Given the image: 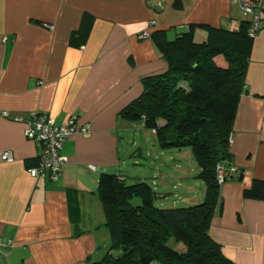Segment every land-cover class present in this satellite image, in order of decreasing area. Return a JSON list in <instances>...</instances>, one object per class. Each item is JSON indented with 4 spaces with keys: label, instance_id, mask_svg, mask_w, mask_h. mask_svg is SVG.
<instances>
[{
    "label": "crops",
    "instance_id": "1",
    "mask_svg": "<svg viewBox=\"0 0 264 264\" xmlns=\"http://www.w3.org/2000/svg\"><path fill=\"white\" fill-rule=\"evenodd\" d=\"M177 1L0 0V264L100 261L111 251L98 196L104 172L129 182L151 178L160 207L203 201L207 185L198 177L193 151L190 162V147L164 148L154 129L121 114L141 95L145 77L168 69L154 31L165 30L174 39L190 24L229 30L241 24L232 0H180L181 6ZM85 14L93 17L90 32L84 42L77 37L73 43ZM145 32L149 37L141 38ZM207 36L205 29H195V41ZM33 112L57 124L74 116L78 125L89 126L88 133L65 140L69 162L57 181L28 173L39 163L41 146L15 119ZM232 127L230 164L239 170L221 184L209 233L235 264H264V199L244 194L255 180L264 181V28L252 41ZM152 135L158 144H151ZM7 151L13 160L2 159ZM145 155L153 160L143 164ZM134 157L136 166L121 171Z\"/></svg>",
    "mask_w": 264,
    "mask_h": 264
},
{
    "label": "trees",
    "instance_id": "2",
    "mask_svg": "<svg viewBox=\"0 0 264 264\" xmlns=\"http://www.w3.org/2000/svg\"><path fill=\"white\" fill-rule=\"evenodd\" d=\"M176 3L181 6L180 0ZM92 24L93 17L85 14L71 42L77 37L84 42ZM247 27V21L241 22L239 30L190 24L174 39H168L165 30L152 33L168 69L145 77L141 95L121 114L154 129L164 148L190 147L200 167L198 177L207 185L206 194L197 204L160 207L148 182L102 173L98 196L110 231V250L117 252L110 251L93 264H235L209 229L220 199L216 166L230 164V136L245 86L253 41ZM196 28L207 31L205 41L194 40ZM218 57L224 63H218ZM244 194L264 199V181L255 180Z\"/></svg>",
    "mask_w": 264,
    "mask_h": 264
},
{
    "label": "built area",
    "instance_id": "3",
    "mask_svg": "<svg viewBox=\"0 0 264 264\" xmlns=\"http://www.w3.org/2000/svg\"><path fill=\"white\" fill-rule=\"evenodd\" d=\"M232 2L241 10L240 22L247 21V34L254 38L259 30L264 28V0H232ZM151 25H155V21H152ZM140 37L148 38L149 33H142ZM1 114L5 117L9 116L6 110L1 111ZM15 120L24 124L25 136L41 146L38 165L28 167V173L34 178L49 176L51 180L57 181L69 162L68 157L63 153L65 140L74 133L89 132L88 124L78 125L74 116L64 124H57L54 117L39 112H33L28 119L16 118ZM232 142L233 134L230 136V144ZM2 159L13 160L12 152H5ZM238 170L237 166L228 164L227 161L218 163L216 166L218 182L224 183Z\"/></svg>",
    "mask_w": 264,
    "mask_h": 264
},
{
    "label": "rangeland",
    "instance_id": "4",
    "mask_svg": "<svg viewBox=\"0 0 264 264\" xmlns=\"http://www.w3.org/2000/svg\"><path fill=\"white\" fill-rule=\"evenodd\" d=\"M241 23V22H240ZM239 28H240V25L238 26V28L237 29H235V30H239ZM217 60V62L218 63H220V59L218 58V59H216ZM153 136V141L151 140V144H153V143H157L158 144V141H157V139L154 137V135H152ZM137 141L139 142V144L138 145H140V141H141V138L138 136V138H137ZM138 145H136L135 146V149L136 148H138ZM187 150H189L190 152H191V154H192V156H193V153H192V149L191 148H186ZM175 150L178 152V150H180V149H178V148H175ZM147 153V152H146ZM154 157V156H153ZM153 157L152 156H147V155H145V158H147V159H144L143 160V164H147V162H150V160H153ZM135 157L134 158H132L131 160H129V163L127 164V163H124L123 164V166H122V168H121V171H122V169L124 170V171H130L131 169H132V166L134 167V166H136V164H135ZM195 159H194V156L192 157V160H190V162H195L194 161ZM145 169H146V166H145ZM150 170V168H148V169H146L145 171H149ZM128 173V172H127ZM131 175V174H130ZM149 180H147V182L150 184V185H152L151 183V181H152V179L151 178H148ZM203 184V183H202ZM205 185H202V188L204 187ZM177 187V189H178V191H181V187L180 186H176ZM172 205V204H171ZM182 205H185V204H180V206L179 207H181ZM167 208H170V207H167ZM172 246H173V243L171 244ZM182 248H183V246L182 245H180ZM117 251H115V253H116ZM119 253V252H118Z\"/></svg>",
    "mask_w": 264,
    "mask_h": 264
}]
</instances>
